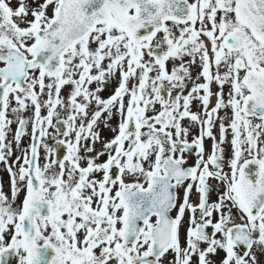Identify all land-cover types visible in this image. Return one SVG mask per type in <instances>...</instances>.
Returning <instances> with one entry per match:
<instances>
[{
	"label": "snow or ice",
	"instance_id": "snow-or-ice-1",
	"mask_svg": "<svg viewBox=\"0 0 264 264\" xmlns=\"http://www.w3.org/2000/svg\"><path fill=\"white\" fill-rule=\"evenodd\" d=\"M13 260L264 264V0H0Z\"/></svg>",
	"mask_w": 264,
	"mask_h": 264
},
{
	"label": "flooded vegetation",
	"instance_id": "flooded-vegetation-1",
	"mask_svg": "<svg viewBox=\"0 0 264 264\" xmlns=\"http://www.w3.org/2000/svg\"><path fill=\"white\" fill-rule=\"evenodd\" d=\"M104 134H105L106 136H107V135H110V134L107 133V132H105ZM25 143H27V139L25 140ZM205 143H206V146H210L211 141H207V140H206ZM190 162H191V161H190ZM4 180H5V182L7 181V176H6V175H5V177H4ZM12 264H15V260L12 261Z\"/></svg>",
	"mask_w": 264,
	"mask_h": 264
}]
</instances>
